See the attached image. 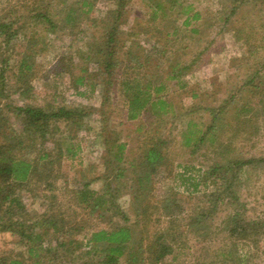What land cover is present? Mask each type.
Here are the masks:
<instances>
[{"label":"rangeland","instance_id":"rangeland-1","mask_svg":"<svg viewBox=\"0 0 264 264\" xmlns=\"http://www.w3.org/2000/svg\"><path fill=\"white\" fill-rule=\"evenodd\" d=\"M124 1L126 5L119 7L117 0H95L93 9L71 26L62 21L66 12L60 0H0V16L14 20V28L25 26L10 43L5 71L10 96L3 102L49 110L61 106L77 109L69 120H51L44 139L26 141L23 155L27 160H35L40 152H48L50 157L41 161L30 184L17 185L16 195L26 209L4 218L15 232L0 231V257L23 259L28 264H103V252L92 251L89 244L91 233L115 222L125 223L126 217L138 225L140 245L136 243L132 250L140 256L132 261L124 255L120 264H264V0H236L239 7L227 23L224 19L232 0H177L178 4L191 5L192 13L201 14L190 25L183 24L186 14L179 16L177 7L168 10L165 17L160 13L153 19L155 0ZM160 1L170 6L168 0ZM116 9L121 12L117 19L112 13ZM47 12L61 19L54 32L32 20L35 13ZM109 19L110 25L121 30L118 41L110 45L117 52L115 56L128 61L126 49L119 45L135 34V39H129L141 43L137 53L140 61L167 79L168 91L162 93L171 100L174 111L158 104L140 114V119L126 121V95L120 91L124 79L121 77V83L113 79L109 84L105 57L95 53L96 46H89L96 42L105 47ZM147 30L153 31L152 38ZM31 32L41 50L34 58L32 72L19 78V60L28 52ZM89 51L92 58L86 57ZM3 57L0 55V70L6 66ZM176 60L178 68H188L181 69V77L168 78L169 64ZM113 68L117 76L124 74L122 64ZM81 75L85 78L79 83ZM6 110L21 134V124ZM189 121L194 125L189 126ZM211 124L214 128L207 131ZM189 128L194 139L186 144ZM204 132L205 139L199 141ZM106 140L116 142L115 152L117 144H126L120 162L109 154L111 143ZM154 143L161 146L164 157L153 169L142 165V155L144 148ZM21 152L18 148L14 154ZM252 158L256 161L242 167L239 174L238 164L233 163L230 178L239 177L235 186L238 200L234 204L220 202L206 235L191 232L186 222L210 206L208 195L216 192L217 196L216 188L221 186L216 177L220 171L210 174L207 183L202 175L213 164ZM179 174L200 182L198 190L193 191L192 180L183 181ZM142 175L150 178L139 184ZM86 183L100 195L105 194V185L109 186L110 201L96 207L80 204L76 190ZM167 197L181 213L180 236L173 242V253L153 262L147 248L155 239L154 232L169 224L158 204ZM233 213H239L242 224L249 226L247 237H242V227L241 233L230 235L226 218ZM49 217H54V226L46 220ZM19 219L40 232L48 228L43 242L35 244L42 243L37 251L31 252L33 243L16 233L21 228Z\"/></svg>","mask_w":264,"mask_h":264},{"label":"trees","instance_id":"trees-1","mask_svg":"<svg viewBox=\"0 0 264 264\" xmlns=\"http://www.w3.org/2000/svg\"><path fill=\"white\" fill-rule=\"evenodd\" d=\"M118 6L123 7L126 5L124 0H117ZM170 6H166L162 1L155 0L152 4V12L151 17L153 19H158L159 14L162 13V16H166L168 14V10L177 7V14L180 16L181 14H186L185 19L183 21L184 25H190L193 20H197L200 18L199 12L192 13V6H184L183 4H178L177 0H168ZM95 0H77L74 4L68 3V0H60V7L62 10L66 12L65 19H62L63 22L75 26L79 17L83 14H88L94 7ZM232 6L229 12L226 13V17L224 22H230L231 16L237 11L239 5L235 4L236 0H232ZM113 15L118 18L121 16V12L118 9L113 10ZM116 15H115V14ZM118 14V15H117ZM32 17V20L44 27L46 31L54 32L59 26L60 20H56L53 18L51 12L47 13H35ZM110 19L106 22L107 29L105 30V47L99 43L89 44L90 47L93 45L96 46L95 53L105 57L103 64H105V72L108 74V77L111 79H107L108 83H112L113 79H118V82L121 83V77L124 79L120 86V91L125 93L128 104V118L136 119L142 113L147 103H153V97L157 98V103L164 106L168 103V100L164 97L159 96V94L165 89L167 86V79H162V77L156 75L151 70V66H146L148 68H140L144 63L140 61L137 53L139 52L141 45L139 41L129 39L130 36L135 34H131L128 36V39H125L126 42L122 45H119L120 48H125V58H128V61H122L118 56H115L117 53L113 46H110L114 41H118V34L121 32L120 27H114L113 24L110 25ZM16 22L11 18L5 16H0V55L4 54L2 58L3 66L0 70V231L1 230H11L13 232L12 224H6L3 222L4 218H11L14 215H19V213L24 212L26 206L22 201L21 197L16 195V187L23 186L26 184H30L31 180L34 178V172L38 166L42 164V160H46L50 157L48 152L39 153L35 160H27L23 153L24 149L27 148L26 141L29 140V143H36V139H44L51 125L50 121L55 119H64L69 120L73 117L74 114H77V109L69 108L67 106H61L55 110H49L42 106H36L33 104H25V105H13L11 103H4L3 100L8 99L10 96L7 91V81L5 76V71L7 67V62L9 60V53L12 49L10 43L15 39L18 32L25 28V26H20L19 28H14V24ZM225 25V24H224ZM222 25V29H225V26ZM193 31H198L197 28H192ZM36 31V30H35ZM148 33H152V30H147ZM221 31V30H220ZM175 32V31H174ZM32 33V32H31ZM30 38L27 40L28 49L26 54H22L19 60L18 69H19V78L26 77L28 72H32L33 70V61L36 54L39 53L41 47L36 48L37 39L36 34L32 33ZM136 37L133 36V39ZM129 42V43H127ZM116 48V47H115ZM105 49V50H104ZM7 52L8 55L5 53ZM86 57L92 58V54L89 51V54ZM96 60H100L95 58ZM194 61V59H193ZM122 64L123 73L122 76H117L114 72V66L116 64ZM111 67V68H110ZM169 72L167 74L168 78H179L182 76L181 69L188 68V66H183L178 68V60L173 63V65L169 64ZM84 70V68H82ZM126 69V71H125ZM177 70V71H176ZM256 77L252 78V80ZM85 76L81 75L77 78V82H83ZM136 79V82L133 81ZM132 83V84H131ZM251 85L256 86L253 82H250ZM131 87V90L129 88ZM135 87L134 89H132ZM154 95V96H153ZM8 109V111L6 110ZM199 109V108H198ZM245 109V106H243ZM5 110L8 114L14 116L17 121L21 124V129L19 131L14 128L13 123L9 120V115L5 113ZM188 110V109H187ZM193 110V109H191ZM191 110H188L190 112ZM196 110V109H195ZM174 111V110H173ZM215 115V120H216ZM189 126L194 125L192 121L188 122ZM214 128V124L207 126V131ZM201 130L198 131L200 133ZM193 132L192 128H189L186 144H190L191 140L194 138L190 136ZM205 133L199 138L200 140L205 139ZM190 134V135H189ZM189 135V136H188ZM108 143H111V146L108 147L109 154L113 155L118 162H120L124 158V149L125 143H119L116 145L117 151L113 150L115 145V141L113 143L110 140H106ZM110 141V142H109ZM196 145V144H195ZM21 148L20 155L14 154L15 150ZM75 152L73 151V155ZM143 161L142 165L150 168H155L156 163L163 159V152L161 146L157 143H154L148 147L144 148L143 151ZM256 159H229L225 163H216L209 167L208 171L204 173L203 179L207 183L208 176L210 174H214L220 171L219 174L216 175L221 181V186L217 187V196L216 192H213L208 195L207 201L209 202L208 208L203 209L201 213H197L189 218V222H186L187 228L191 232L197 233V235L204 236L208 232L209 220L214 216V213L218 209V205L220 202L226 200L230 201L234 204L237 200V189L235 188L237 179L233 180L230 178V173L233 168V163L238 164V174L242 167H244L248 163L255 162ZM188 171V168L185 170ZM184 174H179L180 177L183 178V181L186 179H190L193 191L198 190V186L200 182H196V179L192 176L188 178H184ZM150 178L149 175L139 176L138 182L139 184H143L146 180ZM218 181V183H219ZM105 185V194H98L97 191L90 188L89 183H86L84 188H81L78 191V202L80 204L93 205L96 207L97 205L101 206L104 203L110 201V197H108V191ZM222 188V189H221ZM226 197V198H225ZM173 204L176 205V200L173 199ZM170 197L160 199L158 204H161L159 209H163L161 213L169 218V224L164 229H158L154 232L155 239L151 241L148 245V257L150 256L151 261H158L163 259L170 253L175 251V247L173 242L176 241L177 237V229L180 226L179 221L182 220L180 218L181 213L177 211L171 205ZM146 211V209H143ZM143 213H145L143 211ZM21 222V228L17 230L21 236V239H26L27 242L31 241L33 243L30 246V251H37L38 247H42V243L38 246L35 245L37 241L43 242L48 233V228L42 230L41 232L38 230L31 229L26 226L24 220L19 219ZM49 224L53 225L55 223L54 217H49L46 219ZM125 223H113L109 227L96 229L91 233L89 238V244L91 246L92 251H101L103 252L105 261L103 264H120V260L124 255H127L129 259L132 261H138L139 256L134 250V246L137 243V223L132 224L125 217ZM181 223V222H180ZM227 228L230 231V235L235 236L238 233H241L242 237H247L249 230V226L246 224H242V219L239 217V213H233L228 215L226 218ZM54 226V225H53ZM242 227V230H241ZM180 236V234L178 235ZM83 244V243H82ZM81 244V245H82ZM80 245V246H81ZM137 245H140L137 243ZM239 263H243V259H238ZM0 264H28L23 259L17 258H7L0 257ZM210 264H216L215 262Z\"/></svg>","mask_w":264,"mask_h":264},{"label":"crops","instance_id":"crops-1","mask_svg":"<svg viewBox=\"0 0 264 264\" xmlns=\"http://www.w3.org/2000/svg\"><path fill=\"white\" fill-rule=\"evenodd\" d=\"M153 37V33H149V35H148V38H152ZM156 42V40H154V42L153 43H155ZM141 44V43H140ZM142 47V46H141ZM150 47H152V44H150ZM140 68H147L145 65H142V66H140ZM168 89V83H167V86L165 87V89L163 90L164 92L166 91ZM162 91V92H163ZM168 91V90H167ZM160 93L159 94V96H161V97H164V98H166L167 100H168V103H166L164 106H162L161 104L159 105V107H162V108H166L167 106L170 108V110L171 111H173V104H170V103H172L171 102V100H169L166 96H165V94H163V93ZM125 96V95H124ZM154 96V95H153ZM127 98L128 97H126V101H125V103H127L128 102V100H127ZM124 100H125V98H124ZM157 101V98L156 97H153V103L152 102H150V103H147V105H146V107L144 108V110L142 111V113L141 114H144V112H147V111H150V110H152L154 107H156L157 105H158V103L156 102ZM127 106H128V104H127ZM126 108V107H125ZM127 110H128V107H127ZM168 112V111H167ZM127 113V112H126ZM127 115V118H126V121H128V120H137V119H140L139 117H141V115H139V117H137L136 119H129L128 118V114H126Z\"/></svg>","mask_w":264,"mask_h":264}]
</instances>
